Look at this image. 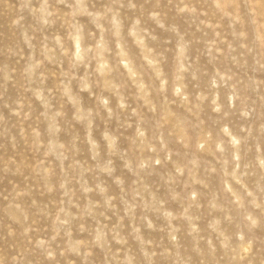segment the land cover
<instances>
[{
    "label": "rangeland",
    "instance_id": "rangeland-1",
    "mask_svg": "<svg viewBox=\"0 0 264 264\" xmlns=\"http://www.w3.org/2000/svg\"><path fill=\"white\" fill-rule=\"evenodd\" d=\"M0 264H264V0H0Z\"/></svg>",
    "mask_w": 264,
    "mask_h": 264
}]
</instances>
